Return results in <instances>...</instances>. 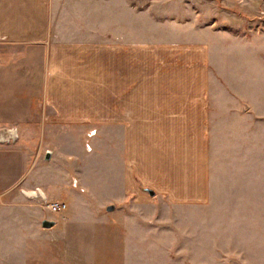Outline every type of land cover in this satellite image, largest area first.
<instances>
[{
  "label": "crops",
  "instance_id": "obj_1",
  "mask_svg": "<svg viewBox=\"0 0 264 264\" xmlns=\"http://www.w3.org/2000/svg\"><path fill=\"white\" fill-rule=\"evenodd\" d=\"M147 1L0 0V247L16 250L18 224L32 225V199L65 204L58 190L84 194L86 176L90 196H105L94 214L111 222L120 212L127 233L145 225L146 201L151 216L207 206L217 145L236 144L242 123L249 131L264 118V42H241L246 49L223 63L226 50L210 41H250L264 1L236 0L242 15L226 0L206 10L205 0ZM165 1L166 20L187 33L146 41L145 16L158 23L154 7ZM10 262L0 254V264Z\"/></svg>",
  "mask_w": 264,
  "mask_h": 264
},
{
  "label": "rangeland",
  "instance_id": "obj_2",
  "mask_svg": "<svg viewBox=\"0 0 264 264\" xmlns=\"http://www.w3.org/2000/svg\"><path fill=\"white\" fill-rule=\"evenodd\" d=\"M211 1L218 5L217 0H205L202 1V10H206V3ZM235 1L226 0L231 3L227 10L242 15L238 7L233 6ZM163 4L154 7L160 14L156 13L154 18L161 16L158 23L145 16L146 41L174 36L184 38L187 33L184 24L177 26L178 29L173 27L172 17L168 15L172 7L167 5L169 2ZM195 9L201 10V7ZM259 14L263 13L259 11ZM167 16L171 20L167 21ZM263 26L264 22L257 23V34L250 35V41L246 42L225 34L210 37L218 53L226 50V54L218 55L222 59L218 60L225 63L228 54L234 57L239 46L246 49L241 42L252 47L262 45ZM176 30L178 34H175ZM256 62L258 67H263L258 60ZM259 74L264 81V68ZM260 99L257 95V113L263 110V105L258 102ZM250 124L248 131L242 123L243 129L238 132L241 135L236 144L219 143L217 146L221 149L210 157V201L207 206L162 208L151 216V205L146 201L145 225L140 228L131 226L127 233L129 225L123 222L120 212L114 213L111 222L104 221L103 215L94 214L99 207H107L103 203L105 196L98 199L90 196L94 192L88 191L92 186L86 176L82 184L87 191L84 194L69 193L65 188L58 190L61 191L59 196L63 197L59 201L65 203L66 209L57 216L46 211L44 198L41 203L32 199V225L26 230L18 224L16 250L11 247L9 252L8 247L2 246L0 254L11 255V262L6 264H264V118H258L255 126ZM95 134L96 130H92L86 135L87 150L89 140ZM100 136L103 137V132ZM215 136L220 140V136ZM82 162L84 166L88 160ZM52 199L49 197L48 200L52 202ZM70 209L75 212L72 218L64 216ZM70 219H73L71 227H66L65 223ZM44 221L54 225L43 229L41 223Z\"/></svg>",
  "mask_w": 264,
  "mask_h": 264
},
{
  "label": "built area",
  "instance_id": "obj_3",
  "mask_svg": "<svg viewBox=\"0 0 264 264\" xmlns=\"http://www.w3.org/2000/svg\"><path fill=\"white\" fill-rule=\"evenodd\" d=\"M0 138H1V135H0ZM88 150H89V147H88ZM44 204H45L44 208L51 213H60L66 209L65 204L49 203V202L47 203L45 199H44Z\"/></svg>",
  "mask_w": 264,
  "mask_h": 264
},
{
  "label": "water",
  "instance_id": "obj_4",
  "mask_svg": "<svg viewBox=\"0 0 264 264\" xmlns=\"http://www.w3.org/2000/svg\"><path fill=\"white\" fill-rule=\"evenodd\" d=\"M151 195H152V194H151ZM53 225H54L53 222H48V221H44V222L42 223V227L45 228V229H49V228H51Z\"/></svg>",
  "mask_w": 264,
  "mask_h": 264
}]
</instances>
